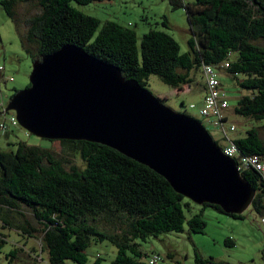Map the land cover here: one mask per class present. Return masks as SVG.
<instances>
[{
	"label": "trees",
	"instance_id": "obj_1",
	"mask_svg": "<svg viewBox=\"0 0 264 264\" xmlns=\"http://www.w3.org/2000/svg\"><path fill=\"white\" fill-rule=\"evenodd\" d=\"M18 1L0 0L17 29L19 19L14 6ZM34 1L40 12L28 19L24 32L19 31L22 45L33 61L66 43H74L117 65L123 76L143 86L145 79L155 74L178 89L193 81L192 70L227 61L225 71L245 91L237 98L234 113L264 122V0H176L183 4L190 24L191 35L184 52L169 33L158 29L143 33L138 42L133 27L107 20L96 33L100 21L71 2L101 0ZM233 139L239 155L255 154L264 160V139L258 126L247 128L244 136ZM68 141L73 143L82 165L50 147L24 141H19L14 151L0 148L2 227L13 228L26 238L41 234L42 241L40 249L32 246L30 250H9L6 258L10 263L22 253L26 260L22 264H66V260L85 264L86 249L91 243L108 240L116 248L110 264H151L149 256L154 252L141 248V242L149 236L180 232L185 221L189 231H204L201 213L186 220L183 204L189 202L154 170L104 144ZM214 141L220 146L218 140ZM241 175L256 191L248 209L263 216L264 175L253 167ZM21 205L32 210L36 224L25 218ZM202 206L222 212L216 205ZM15 214L24 216L23 221L16 222ZM101 221L110 223L109 228ZM4 241L0 233V247ZM226 243L234 244L231 238ZM194 252L197 264H221L212 256L204 258L196 249ZM92 264H101V257L97 256Z\"/></svg>",
	"mask_w": 264,
	"mask_h": 264
},
{
	"label": "water",
	"instance_id": "obj_2",
	"mask_svg": "<svg viewBox=\"0 0 264 264\" xmlns=\"http://www.w3.org/2000/svg\"><path fill=\"white\" fill-rule=\"evenodd\" d=\"M47 140L109 146L161 175L190 201L242 214L256 191L197 118L165 105L120 68L74 43L32 62L29 86L4 111Z\"/></svg>",
	"mask_w": 264,
	"mask_h": 264
},
{
	"label": "rangeland",
	"instance_id": "obj_3",
	"mask_svg": "<svg viewBox=\"0 0 264 264\" xmlns=\"http://www.w3.org/2000/svg\"><path fill=\"white\" fill-rule=\"evenodd\" d=\"M71 4L85 14L96 17L100 23L98 29L107 20L116 21L122 25L133 27L136 31L138 42L143 33L150 29H158L169 33L179 44L180 52L188 49L187 40L191 35L190 24L185 8L180 1L176 0H101L87 4ZM19 19V29L12 18H10L0 3V102L6 105L10 97L18 90L27 87L29 74L32 69L33 59L25 50L21 42L20 32H24L28 26V19L40 12V7L34 0H19L14 6ZM33 50H35L33 48ZM193 81L181 88H173L164 83L157 75L150 74L146 79V88L158 97L165 105L177 112H182L201 121L212 137L219 142L221 132L217 126L207 124L199 114L202 98L204 95V79L202 71L192 70ZM218 78L221 88L226 92L230 106L227 110V119L235 124V130L231 133L233 138L244 136L246 129L256 125L260 136L264 139V122H255L234 113L237 98L245 91L238 88L229 73L220 68ZM194 104L195 107L190 105ZM1 110V109H0ZM3 113V112H2ZM0 113V122L6 119L7 129L0 128V148L4 151H14L19 141L27 144L50 147L54 152L69 158L73 163L82 165L83 161L74 152L73 143L68 140H54L40 138L29 133L18 122L13 125L9 118L14 112L9 110L5 116ZM183 204L186 220L196 213H201L205 221L204 231L195 233L189 231L186 221L183 230L160 232L156 236H149L146 241L141 242V248L147 252H157L162 257V264H197L195 262L196 249L201 256L208 258L212 256L216 262L221 264H264L263 250V223L260 217L249 209L245 210L241 218H234L228 214L217 211L211 206L198 205L187 198ZM25 218L32 224H36L33 212L26 206L20 207ZM16 222H21L24 216L15 214ZM102 225L109 228L106 221ZM0 222V233L5 241L0 247V264H22L25 255L10 263L6 253L14 247H22L30 250L32 246L40 249L41 234H34V238H26L17 230L2 227ZM231 238L233 245L226 243ZM87 261L92 264L97 256L101 257V264H110L116 255V248L110 241H93L86 249ZM46 257V253L42 252ZM39 264H43L40 262ZM66 264H72L66 260ZM210 264V263H208Z\"/></svg>",
	"mask_w": 264,
	"mask_h": 264
},
{
	"label": "built area",
	"instance_id": "obj_4",
	"mask_svg": "<svg viewBox=\"0 0 264 264\" xmlns=\"http://www.w3.org/2000/svg\"><path fill=\"white\" fill-rule=\"evenodd\" d=\"M228 66L227 61L218 65L203 64L201 66L202 77L204 79V95L202 98L201 106L199 108V114L204 118L207 124H212L220 129L223 142H220L222 151L232 157L235 162L238 171L241 173L249 167L256 168L264 175V160L258 155H239L237 147L233 142L231 133L235 130V124L231 123L227 119V110L230 106L229 99L226 92L221 88V82L218 78L220 68ZM195 107L194 104L190 105ZM0 108L2 114L5 116V105L0 102ZM9 121L15 125L17 123L15 113L9 118ZM0 128L5 131L7 129L6 119L0 122ZM260 222L264 224V215L260 217ZM264 227V225H263ZM263 235V250H264V229ZM161 261V255L154 252L149 256V263L155 264Z\"/></svg>",
	"mask_w": 264,
	"mask_h": 264
},
{
	"label": "crops",
	"instance_id": "obj_5",
	"mask_svg": "<svg viewBox=\"0 0 264 264\" xmlns=\"http://www.w3.org/2000/svg\"><path fill=\"white\" fill-rule=\"evenodd\" d=\"M250 210V209H249ZM259 222H260V220H259ZM261 223V222H260Z\"/></svg>",
	"mask_w": 264,
	"mask_h": 264
},
{
	"label": "flooded vegetation",
	"instance_id": "obj_6",
	"mask_svg": "<svg viewBox=\"0 0 264 264\" xmlns=\"http://www.w3.org/2000/svg\"><path fill=\"white\" fill-rule=\"evenodd\" d=\"M204 125V124H203ZM205 126V125H204Z\"/></svg>",
	"mask_w": 264,
	"mask_h": 264
}]
</instances>
